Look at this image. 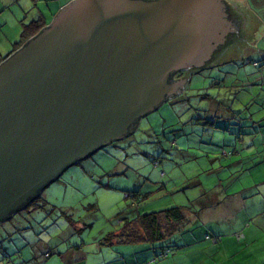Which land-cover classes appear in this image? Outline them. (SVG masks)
<instances>
[{"label":"water","instance_id":"1","mask_svg":"<svg viewBox=\"0 0 264 264\" xmlns=\"http://www.w3.org/2000/svg\"><path fill=\"white\" fill-rule=\"evenodd\" d=\"M258 38L225 0L67 2L0 62V222L180 93L174 72L244 57Z\"/></svg>","mask_w":264,"mask_h":264},{"label":"rangeland","instance_id":"2","mask_svg":"<svg viewBox=\"0 0 264 264\" xmlns=\"http://www.w3.org/2000/svg\"><path fill=\"white\" fill-rule=\"evenodd\" d=\"M49 1L39 2L49 4ZM69 1L60 0L56 6L64 3L63 7ZM225 1L236 2L255 20L259 27L256 50L196 72L187 70L184 75L188 78L180 93L143 115L124 138L107 143L68 167L40 192L28 210L1 223L0 259L3 261L0 264H10L5 262V257H10V246L21 242L24 227L38 230L37 235L41 232L47 239L72 227L82 229V238L113 231L121 222L119 212L135 204L125 193L139 185L150 189L145 198L138 200L141 214L181 204L195 210L199 206L197 200L212 199L215 193L225 203L238 200L240 194L247 196L245 201L249 203L240 210L241 216L247 218L254 213L255 202L249 196L259 190L254 200L264 191V168L251 167L253 160L261 156L245 154L261 143V136L255 137L254 145L251 139L243 138L245 135L237 140L235 135L243 131L244 123L246 128L242 133L246 134L252 129L251 120L263 122L264 118V0ZM11 8L16 12V6ZM23 16L21 13L11 16L10 44L6 38L0 42L3 55L20 37ZM175 78L178 76L172 77ZM255 182L259 184L254 185ZM42 204V209L37 208ZM34 211L37 213L32 217ZM227 217L224 214L223 218L202 220L201 226L211 235L221 232L224 238H236V234L248 228L246 222L251 223L250 229L260 230L251 251L256 250V263L264 261V225L258 226L257 219L251 222L233 217L229 221ZM186 227L198 230L200 223L190 221ZM210 243L214 244L212 238ZM217 254L206 252L207 263L215 264ZM54 257L59 258L53 254L48 261ZM203 259L201 254L193 257L192 262L200 264Z\"/></svg>","mask_w":264,"mask_h":264},{"label":"crops","instance_id":"3","mask_svg":"<svg viewBox=\"0 0 264 264\" xmlns=\"http://www.w3.org/2000/svg\"><path fill=\"white\" fill-rule=\"evenodd\" d=\"M39 1L41 0H0V42L1 39L6 38L10 44V18H12L11 16H13L14 13H21L22 16L25 14L20 20L21 31L24 25L32 21L41 20L42 27H45L50 23V20H52L56 10L64 4L61 3L56 6L60 0H50L49 4ZM234 4H236V2H234ZM12 5L16 6V12L11 10ZM32 6L35 8H32ZM53 6H56L55 10H52ZM19 40L20 37H18L17 41ZM12 49L6 52L5 55L0 53V62L10 54ZM262 120L263 122L251 120L252 129H249L247 131L249 133L246 134H244V129L246 128L244 123V133L241 131L238 135H235L236 140L242 137V135H245L243 138L245 139L247 137L246 140L251 139V144L255 143V137L261 136V143L253 149H249L248 153L245 154L250 157L255 154L259 157L261 156L258 160H253L252 162L253 166L251 167L255 169L258 166H263L264 168V118ZM251 135L252 138L250 137ZM254 150H257V152L255 153ZM256 184H259V182L254 183V185ZM148 187L149 186L139 185L134 188L133 191H139L142 194L150 193ZM152 188L153 187H151V189ZM256 195H259V190L251 193L249 197L252 198L251 202H255L252 206L254 210L257 211L250 213V216H247V218L241 216L240 210L249 202L245 201L247 196L243 197L241 194L239 198L237 197L238 200L233 199L230 203H225L222 202L220 198H217V194L215 193L212 199L207 197L197 200L196 203L199 206L195 208V210L190 209L185 204L179 205L189 208V210L185 211V216L192 222L200 223V227L198 230L194 231H192L193 228L191 227H185L180 233L173 235L165 242H149L145 239H141L138 242L125 243L118 237H114V235L119 234L126 220H130L137 214H141L139 212L140 207L133 206V203H131L129 209L124 212H119L121 213V222H118V226L113 231H102L94 236L88 235L87 238H82L81 228L75 229L72 227L56 236H52L51 234V239H47L42 236L41 232L37 235L38 230L24 227L21 228L23 231L22 237L19 239L21 242L18 244L15 243L14 246H10V257H5V262H10V264H195L192 262V258L202 254L204 255V259L200 261V264H208L206 252L213 251L214 253H218L214 256L215 264H264V261L256 263L254 258L256 250L254 249L251 251L253 242L258 235L257 232H260V230L256 228L250 229L251 223L246 222V227L248 228L246 231L243 230L241 232L243 235L236 234V238L231 236L224 238L221 232H216L211 235L201 226L202 220H214L217 217L223 218L224 214L228 215L227 219L229 221L232 220L231 218L233 217L234 219L239 218L245 221L246 219H250L251 222L257 219L258 226L264 225V191H262L259 198L253 200V197ZM188 201H190V199ZM191 203L192 201L189 204ZM36 213L37 212L31 213L32 217ZM39 216L41 215L39 214L35 217L39 218ZM122 216L124 217L121 218ZM254 217L259 218L254 219ZM16 228L20 230L19 227ZM231 230L230 228L229 232ZM139 232L141 233L142 231L139 230ZM111 236H113V238H111ZM209 236L210 238H208ZM211 236L219 237H216L218 238L217 240L215 237ZM240 236H243V239ZM75 237L76 239L72 240ZM211 238L214 244L210 243ZM166 249L169 251V254L164 257L156 258L158 254L166 251ZM48 252L49 255L45 256ZM53 254H56L59 258L54 257L48 261ZM219 255L222 257L221 259L217 258ZM0 261L3 260L0 259Z\"/></svg>","mask_w":264,"mask_h":264},{"label":"trees","instance_id":"4","mask_svg":"<svg viewBox=\"0 0 264 264\" xmlns=\"http://www.w3.org/2000/svg\"><path fill=\"white\" fill-rule=\"evenodd\" d=\"M42 29H44V27H42L41 20L32 21L31 23L24 25L20 33V40L14 43L13 49L10 54L15 52L20 47L26 45L28 41L31 38L35 37L39 32H41ZM253 66H256V63H253ZM177 72H179V76L180 74L184 75L187 73L185 70ZM174 75H176V72H174L171 77H174ZM125 195L128 198L131 197L132 199H134L135 204L133 206L136 207H138V200L146 197L145 193L142 194L139 191L127 192L125 193ZM38 198L39 197L30 201L31 203H29L16 213H21L22 210H28L34 203V201L38 200ZM43 207V204L37 206V208L41 209ZM186 210H189V208L186 206H174L156 212L137 214L134 218L126 220L121 227L119 234L114 235V237H118L122 242L125 243H134L140 241L141 239H145L149 242H165L173 235H177L178 233H180L186 227V225L190 223V220L187 218V216H185ZM33 213H35V211ZM13 217H11L10 219L12 220ZM4 222L6 221H1L0 225ZM139 230H141L142 232L140 233ZM111 238H113V236H111ZM208 238H210V236ZM47 254L49 255V252ZM167 254H169V251L166 249V251L158 254L156 258L164 257Z\"/></svg>","mask_w":264,"mask_h":264},{"label":"flooded vegetation","instance_id":"5","mask_svg":"<svg viewBox=\"0 0 264 264\" xmlns=\"http://www.w3.org/2000/svg\"><path fill=\"white\" fill-rule=\"evenodd\" d=\"M179 72H176V75H174V77L178 76V79L181 78L182 74H180V76L178 75ZM31 203V202H30ZM33 203V202H32Z\"/></svg>","mask_w":264,"mask_h":264},{"label":"built area","instance_id":"6","mask_svg":"<svg viewBox=\"0 0 264 264\" xmlns=\"http://www.w3.org/2000/svg\"><path fill=\"white\" fill-rule=\"evenodd\" d=\"M45 256H48V254H46Z\"/></svg>","mask_w":264,"mask_h":264}]
</instances>
